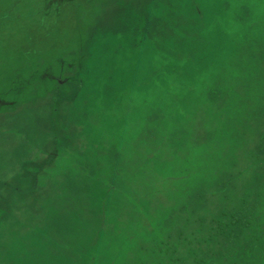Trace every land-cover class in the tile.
Returning a JSON list of instances; mask_svg holds the SVG:
<instances>
[{
  "label": "rangeland",
  "instance_id": "374dc122",
  "mask_svg": "<svg viewBox=\"0 0 264 264\" xmlns=\"http://www.w3.org/2000/svg\"><path fill=\"white\" fill-rule=\"evenodd\" d=\"M224 32V55L259 53L253 66L233 68L247 97L239 105L232 95L228 123H242L228 124L224 135L250 131L252 142H240L239 157L227 154L212 191L157 210L144 220L154 236L123 249L144 210L130 198L153 186L144 166L155 162L139 146L119 158L130 145L117 140L105 166L81 170L78 129L91 126L101 102L137 87L129 73L144 76L142 63L180 58L177 71L193 61L194 43L212 55ZM152 36L162 52L139 53ZM208 91L204 102L219 107L231 90ZM93 94L99 105L86 100ZM108 108L104 125L121 127ZM222 141H211L217 152L210 154L218 156ZM123 250L136 252V264H264V0H0V264H125Z\"/></svg>",
  "mask_w": 264,
  "mask_h": 264
},
{
  "label": "trees",
  "instance_id": "16d2710c",
  "mask_svg": "<svg viewBox=\"0 0 264 264\" xmlns=\"http://www.w3.org/2000/svg\"><path fill=\"white\" fill-rule=\"evenodd\" d=\"M254 5L257 6V4ZM203 24V28H205L207 26L205 21ZM251 24H259V21ZM200 28L201 26L198 29ZM256 31L255 29L250 30L251 34ZM228 34L224 32L223 35H216L218 39L216 41L221 43L224 40L226 42L218 43L212 47L210 49L214 52L212 55L203 53V50L208 51V48H205L201 42L200 44L194 43L195 55L192 56L193 61L184 59L185 63L182 65L184 68L180 66L177 71H174V69L183 62H174V60L180 58L171 60L169 57L160 67L157 65L158 60L156 58H150V61L141 64L140 69H142L144 76L140 74L141 77H139V74L129 73V77L137 82V87L128 88L125 96H122L121 93L114 95L109 100L110 103L101 102L95 94L86 99L94 102L93 105L96 103L99 105V101L104 105L98 107L100 110H98L99 115L97 117H95L96 110L93 112L91 126L83 123L78 129V142L80 141L78 167L81 170H83L82 165L88 166L90 169L94 166L93 163L105 166V163H107L105 159L109 155L106 150L107 147L104 146L109 143V149L117 140H128L130 146L127 149H121L119 158L129 151L136 152L139 146L143 148L145 159H154L158 164V170L164 171L158 177L154 173L155 168L150 165L144 166L147 173L154 175L152 179L153 186L148 184L147 188L141 191L139 198H130L133 206L144 207L139 221L135 223V227L139 231V240L144 238L143 234L145 233L154 236L157 232L156 227H152L151 230L148 227V221L144 222V220H150L151 218V221H153L157 210L164 212L170 206H177L179 199H183L182 197L189 199L196 194L203 195L212 191L210 182L218 177L221 172L219 167L223 168L222 171H225L228 167L224 162L227 154L239 157L237 146L240 145V142H252L253 133L250 131L248 133L245 130L236 131L239 139L231 140L224 137L225 134L228 135L232 131L226 129L228 124L239 125L242 123L237 119V121L233 119V123H228L231 120L227 116V109L231 106L232 95L236 97L234 103L239 105L247 97L237 91L240 87L237 85V78L234 79L233 68L243 67L246 69V66L250 64L249 62L254 61L255 58L257 59L259 55L256 51L252 53V49L248 51L249 55H243V53L237 55V52L231 50H229L231 52H225L224 55L222 45L227 44V49L230 45ZM169 36L175 37L176 35L169 34ZM190 40L193 41L191 37ZM232 44L235 45V43ZM145 46L149 47V50L159 52V54L162 52L157 37L152 36L148 40L142 41L141 46L138 47L139 53L144 52ZM209 46L211 47L212 44L210 43ZM255 63L254 61L251 66ZM252 69H255V67ZM225 71L230 73L229 76L232 77L230 81ZM246 73L248 72L246 71ZM180 78H184V81ZM171 83L177 89L170 87ZM208 89L211 91H208ZM225 90L231 91L225 94L223 104L221 103L222 106H219L221 108L213 103L204 102L205 91L211 92V95L215 97L219 94V91ZM217 100L220 102L222 97L218 96ZM150 102L153 104L152 106L147 105ZM109 106L114 107L113 113H118L114 118L121 121V127L104 125L103 118ZM168 115H170V118ZM89 127H91L90 132L86 130ZM105 139L106 141H104ZM215 139H223L218 156L210 154L212 150L217 152L215 145L212 144ZM204 151H207V153H204ZM215 157L220 159L221 163L217 164ZM204 158H206L205 165H203ZM90 161H92V165ZM166 164L172 166V170H168ZM206 166L207 168H205ZM218 169H220L219 172H217ZM224 181H222V185L220 182L218 183L215 191L224 190V183H226ZM115 187L118 188L119 185H115ZM162 195L169 196L168 200L172 202L171 205L166 208L165 206H158L157 208L152 206L151 202ZM139 240L135 241L136 243H129L128 247L137 245ZM140 245L142 246L141 243L138 246ZM123 253L121 263L124 261L125 264H136L137 259L140 258L134 257L135 251L131 260L128 257L129 254H126L124 250Z\"/></svg>",
  "mask_w": 264,
  "mask_h": 264
},
{
  "label": "crops",
  "instance_id": "0c3cea01",
  "mask_svg": "<svg viewBox=\"0 0 264 264\" xmlns=\"http://www.w3.org/2000/svg\"><path fill=\"white\" fill-rule=\"evenodd\" d=\"M209 14V13H208ZM211 14V13H210ZM218 14V13H217ZM107 147V146H106ZM109 147V146H108ZM107 147V148H108ZM91 160H92V158H91ZM93 161V160H92ZM92 161H90V164H92ZM153 161L155 162L154 164H150V166H152V168H155L156 169V171L154 172L158 177H160V174H163L164 173V171H159L158 170V164L156 163V161L153 159ZM146 166H149V165H146ZM166 167H167V169L168 170H172V166H168L167 164H166ZM153 170V169H152ZM154 171V170H153ZM168 198H169V196H164V195H162V196H159V197H156V199H154L152 202H151V204H152V206H155L156 208L158 207V206H169V205H171V203L172 202H170L169 200H168ZM139 238H140V236H139ZM139 240L138 239V233H136L135 234V236H133V238H130V237H128V239H127V241H126V243H125V247L127 248L128 247V244L129 243H131V242H133V243H136L135 241H137V240ZM125 247H123V248H125ZM128 257H129V259L131 260L132 259V256H131V254H129L128 255Z\"/></svg>",
  "mask_w": 264,
  "mask_h": 264
}]
</instances>
